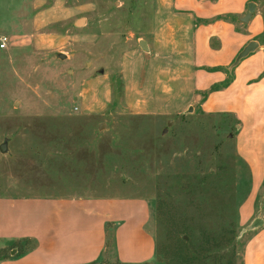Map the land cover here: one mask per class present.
<instances>
[{
  "label": "rangeland",
  "instance_id": "obj_1",
  "mask_svg": "<svg viewBox=\"0 0 264 264\" xmlns=\"http://www.w3.org/2000/svg\"><path fill=\"white\" fill-rule=\"evenodd\" d=\"M33 1L0 0V195L144 197L156 241L145 264H242L237 208L250 182L232 116L195 106L136 115L117 104L84 114L81 91L105 96L102 81L86 80L100 68L114 74L131 35L148 27L151 0H63L69 16L37 28L35 9L52 0ZM120 263L111 251L96 262Z\"/></svg>",
  "mask_w": 264,
  "mask_h": 264
},
{
  "label": "crops",
  "instance_id": "obj_2",
  "mask_svg": "<svg viewBox=\"0 0 264 264\" xmlns=\"http://www.w3.org/2000/svg\"><path fill=\"white\" fill-rule=\"evenodd\" d=\"M62 1L37 7L34 26L67 18ZM148 24L131 35L114 74L86 80L102 81L105 96L88 85L79 94L84 114L117 104L136 115L167 117L195 106L232 116L235 153L250 182L237 208L247 232L242 264H264V0H151ZM250 42L254 49L237 59ZM150 215L140 196L0 195V242L10 247L0 264H96L110 251L121 263H148L156 251ZM256 219L261 224L252 227Z\"/></svg>",
  "mask_w": 264,
  "mask_h": 264
},
{
  "label": "water",
  "instance_id": "obj_3",
  "mask_svg": "<svg viewBox=\"0 0 264 264\" xmlns=\"http://www.w3.org/2000/svg\"><path fill=\"white\" fill-rule=\"evenodd\" d=\"M255 45H256L255 42H250L247 46H245V47L242 49V51H240V53H239L238 56H237V59H239V58L245 56L247 53H249L250 51H252V50L254 49ZM57 56H58L59 58H65V55L62 54V53H57ZM102 72H103V69L100 68V69L98 70V73H102ZM189 110H190V109H189ZM7 150H8V149H7V139L5 138V139L3 140V142L0 143V152H1V153H4V152H6ZM259 224H261V220L256 219V220L253 222L252 227L258 226Z\"/></svg>",
  "mask_w": 264,
  "mask_h": 264
},
{
  "label": "built area",
  "instance_id": "obj_4",
  "mask_svg": "<svg viewBox=\"0 0 264 264\" xmlns=\"http://www.w3.org/2000/svg\"><path fill=\"white\" fill-rule=\"evenodd\" d=\"M8 39L6 36H0V49L6 48ZM76 109V108H74Z\"/></svg>",
  "mask_w": 264,
  "mask_h": 264
},
{
  "label": "trees",
  "instance_id": "obj_5",
  "mask_svg": "<svg viewBox=\"0 0 264 264\" xmlns=\"http://www.w3.org/2000/svg\"><path fill=\"white\" fill-rule=\"evenodd\" d=\"M120 264H131V263H120ZM143 264H145V263H143Z\"/></svg>",
  "mask_w": 264,
  "mask_h": 264
}]
</instances>
